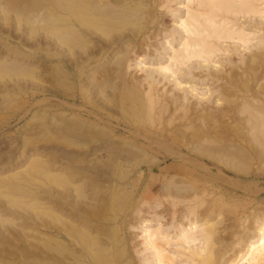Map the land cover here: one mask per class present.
<instances>
[{
	"label": "rangeland",
	"instance_id": "374dc122",
	"mask_svg": "<svg viewBox=\"0 0 264 264\" xmlns=\"http://www.w3.org/2000/svg\"><path fill=\"white\" fill-rule=\"evenodd\" d=\"M41 1L42 0H0V55H3V54L6 55V58H8L9 61L10 60L16 61V62L22 61L23 65H27V66H25L26 69H25V67H23V68H20L22 70L18 69L19 71L18 70L16 71L15 69H12L11 67H9L8 66L9 64L8 65L2 64V63L0 64L1 65L0 66V264H39V262L37 260L38 257L36 256L37 255L36 251H37L38 238H39L38 224H39L40 200L38 198V196H39L38 184L40 182V180H39L40 176L38 175V173H36L37 172L36 170H37V165L39 164V163H37L39 161L37 159H38V157L40 158V156L43 158H47V159L52 158V157L53 158L56 157V159H58V160H60V158L66 159L69 157H73L74 158L73 162L75 164H78L82 169L85 170V171L83 170V172H84L83 174L89 173L90 179L87 178V182L85 183L83 189H85V191H87L89 193L90 198H88L87 200L88 201L91 200V201H89L90 202V204H89L90 209L88 207L81 206L82 208L81 207L79 208V212L80 211L81 212L86 211V213H89V214H91V213L92 214H94V213L98 214V212H99L98 209H99L100 211L105 210L103 212H105L108 216H111L112 214H114V211H115V213L118 212L117 215H118V219L120 220V222H119V235L121 234L120 236L118 235V237H120L119 241L121 238H123V240L121 239L120 243H122V245L126 244L125 246H127V248H128L129 257L131 258V260H133L132 261V263L134 262L133 264H157V258H156L157 256H155L156 254H155L154 250L148 244H147V246L145 245V243H146L145 237L142 234L143 233V227H142L143 226V222H142L143 219H149L151 224H152L151 226H153V227L160 225L161 229L163 228L162 230H164L166 228L164 231L167 230L166 232L170 236L174 233L175 236H174V234L171 236V239L173 238L172 240L174 241V239L177 238L176 233L179 232V229L181 228V226H189L188 222L190 221V219L193 220L194 218H196L195 220H198L197 229L199 231L197 232V234H198L197 237H199L198 239L200 240V242L199 241L196 242L195 246L191 245L193 248L192 249L193 252H191V253H193V254H190L189 249H183L181 246L174 245L176 243L171 242V244H169V246H168V244L160 242V245H162L163 248H165L166 251H168L169 254L168 253L167 254L170 257V261H173L176 264H181V263L182 264H197L196 261L197 262L202 261L204 259L205 255H206V257H208L211 254L210 255V256H212V257H210L211 262H209L208 264H226L227 259L233 258L235 253L237 252V250L239 248H242L243 246H245L248 238H250L252 236H256L257 229L259 228V224L264 219V158L261 157V155H259V152L261 151L260 148H262V151L264 152V150H263L264 147H262L264 145H258L261 143H258L257 141L252 139L253 137H251L250 133L248 132L249 128H247V127H249V125H247L248 122L245 126V123H246L245 117H247V114L245 113L243 115V113H241L243 115L242 116L239 113V116L244 118V120H243V124H239L238 126L234 125L235 128H237L238 130L236 129L237 135H236L235 142H234L235 146L232 145V151L233 150L236 151V149H238V151L241 152L242 150H239L240 145L244 146L245 149L241 152L242 153L241 157L237 156V154L239 152L236 151V154L232 158V160H234V161L230 162L231 164H229V162H227L228 164H226L225 157L222 158L220 163L219 162L216 163V165H218L220 167L213 166V171L210 172L213 174H211V176H209L206 173V169L211 164L210 163L211 160L207 159V158L206 159H198L199 158L198 153H200L201 150L199 152V150H196V149H200V146L203 145V143L209 144L210 146L204 145L201 147V149L205 148V147L206 148L207 147H209V148L214 147L215 148V146H218V144H216L217 142L221 145L220 141H217L216 143L214 141L213 145L214 144H216V145L211 147L210 142L212 143L213 140L211 141L210 139H213V137H211V136H213L212 134L215 135V133H214V132H216L215 128L211 129L210 127H208V128H210V129H208L209 131H207L209 133V137L206 138L207 136H204V137H202V140L199 139L200 141L199 140L194 141V142H197L195 145L189 143L190 142L189 140H191L190 136H193V133H196L195 131L194 132L191 131V129L193 130V128L198 127L202 123L201 117L199 116V118H197L198 116H196V114H195V112L197 110H198V113H200L202 115V113H207V112L209 113L211 109H212L211 110V112H212L213 110L215 111L216 109H218L220 107L226 108L227 104H228V107L236 105L235 108H236V110L238 109V105L240 103V101H238L239 96H237V95L234 96V94L230 95V93L226 94L227 93L226 88H229V86H230L228 81H234L233 84L238 86V87L242 86L243 83L248 82L247 84H249V85L251 84V87L253 89L259 90V88L260 89L262 88L260 86H263V84H264V72H263L264 71L263 70L264 69V67H263L264 66L263 65L264 64V62H263L264 58H262V57H264V50L262 49L264 47V44H263L264 43V38H263L264 37V16L260 15L261 17L259 18V14H257L258 16L256 14H254L255 15L254 16L252 14V12H249L248 13L249 17H248V16H246L248 14L241 15L244 11L240 10V13H239V9L237 10V14L236 13L233 14L229 11L230 13L228 12L229 14H227V15H230V17H232L233 21H236L237 24H240V25L244 24L247 30L256 32V33H254L255 38H253L252 41L250 42L252 44L243 45V44H241V42H239L237 40L233 41L231 39L230 40L227 39L228 41L226 40L224 42L220 41L217 44L219 45V47L222 51L221 50L218 51L215 54V56H212L211 58L209 57V59H207V60H203L201 58H196L198 60L193 59L192 61L189 62V64L192 62L190 64L191 67L188 63L180 66L181 70L184 69V71H180V67H179V70L178 71L176 70V72L177 73L179 72V73L178 74H172L173 76L177 75V78L175 77V79H174L173 76L171 77V72L169 73V71L163 70L164 71V73H163V72H160L157 70L160 68L159 64L161 66H163L167 62H170L166 58L169 54V52H166V51H169L168 47H170V45H174V46L178 47L180 40H182L184 38V34L181 33L182 32L181 27L178 24V23H180L179 17H184V15L186 14L185 8L187 6H191V8H193L196 5V7H197V0H195L191 5H189L190 3H188V2L186 3V0H170V1L169 0H155V1L150 0V2H149V0H142L141 2H140V0H138V1L128 0V1H130L128 3H129L131 10L134 11V9H135V11L137 13H135V15L131 14L130 18L126 17V19H124L126 21V23L123 20L122 24L118 23L117 25H115L116 30H114L113 29L114 27H113V28L108 29L109 31L112 30L111 32H107L105 30L106 32L104 34L103 33L99 34L100 38L102 40L105 37V41H107L108 39H111L110 36H115L118 34L124 35V39H122L123 41L121 40L119 43L120 45L118 46L120 48H116L114 52H110L109 50L104 52L105 55L103 54L100 56L101 60L103 58L104 66L103 67L100 66V62H101V60H100V62H96L98 65L93 67L95 71L93 70V68H91L92 70L91 69L88 70L89 74L87 72L84 74V77L82 80V84H83L82 88H83V90H85V92L83 90L82 91L86 95L84 96V94L82 95L80 93L82 95V97L81 98L78 97V99L76 101H74L72 98H68L69 96L66 95V94H68V92H69V94L72 93V91L67 86V85H69V82H71V79L67 80L64 77H62L60 74L61 69L57 68V67H61L62 63L60 61H54L51 59H47L46 61H44L40 58L41 55L43 54L42 52H40L41 47L44 45L42 42L45 41V39L42 35L43 32H42V28H41L43 23L40 22L41 19H39V21H37L38 16H39V18H41V15L39 14V9H37V8H39V4L41 3ZM135 1H136V3H135ZM254 1H256L255 4L257 6H264V0H262L263 5L262 4L260 5L259 1L257 3V0H254ZM142 2L144 3V5ZM157 2L159 4V6H158ZM170 2H172V3H170ZM131 3H133V4H131ZM134 3H135V6H134ZM140 4H142V5H140ZM152 5H154L155 7ZM140 6H141V8H140ZM143 6H146L148 10H146V8ZM149 6H151V7H149ZM178 6H180V7H178ZM196 7H194V8H196ZM32 8L37 9V10H33ZM262 8L264 9V7H262ZM26 9H29L30 11H28ZM31 10H33V11H31ZM26 11H28V12H26ZM36 11H38V16H37ZM219 12H223V11H219ZM143 13H145V14L143 15ZM32 14H33V16H32ZM140 14H142V15H140ZM152 14H154V18L152 17L153 16ZM231 14H233L234 16ZM236 15H238V16H236ZM240 15H241V18H240ZM140 16H142V17H140ZM252 16H254V19ZM33 17L35 20L33 19ZM131 17H134V18L132 19ZM234 17H236V18H234ZM255 17H256V20H255ZM29 18H31V19H29ZM136 18H139L140 20L138 19V21H137ZM145 19H147L148 21H146ZM250 19H252V20H250ZM134 21H136V23H138L139 25L144 24V22L145 23L147 22L149 24H148L147 29H143V30H141L140 27L137 26L136 30L134 29L135 30L134 33L130 34V33H128V29H131L132 27H134L133 26ZM123 22L126 25V27H125V25H123ZM164 22H166V23H164ZM128 24H131V25H128ZM122 26H123V28H122ZM177 26H178V29H177ZM179 29H180V31H179ZM124 30H126V31H124ZM138 31H140L141 33L140 32L138 33ZM106 33H107V35H105ZM137 34H139V35L137 36ZM142 34H144V35H142ZM106 38H108V39H106ZM149 41L151 44L149 43ZM177 42H178V44H177ZM260 42H262V43L260 44ZM132 44H133V46H132ZM45 45H47V44H45ZM77 45H78V43H77ZM126 45H128L127 47H129L130 50L128 48H127L128 51L125 49ZM164 45H166V46H164ZM48 46L50 48H53V49L56 48L54 43H50V44H48ZM247 46H249V48H245ZM250 46H252L253 48L251 49ZM96 47H97L96 51H99V49H98L99 47L95 46V48ZM136 47H137V49H136ZM254 47H257L256 49L260 48V50L259 49L254 50ZM77 48H76V50H77ZM57 49H59V48L57 47ZM64 51H65V49L63 50V52ZM121 51H122V53H121ZM120 53L122 54L123 57L122 56L119 57ZM261 53H263V54H261ZM99 54H100V52H99ZM111 55H113V57ZM107 56H108V58H107ZM138 56H140V57H138ZM251 56H253V57H251ZM260 56H262V57H260ZM104 57H106L107 61L105 60ZM119 58H122L121 60L123 63L118 60ZM253 58H255V59H253ZM22 59L23 60L25 59V60L23 61ZM252 59L254 62L252 61V63H249V62H251ZM108 60H111V61H108ZM139 60H140V62H139ZM257 60L261 63H259ZM112 61H113V63L117 61V64L116 63H115L116 65L111 64ZM203 61H204V63H203ZM195 62L198 64L196 65ZM18 63H21V62H18ZM96 63L93 61V65H95ZM200 63L202 64L201 67H200ZM209 63H210V65H209ZM215 63H216V65H215ZM109 64H111L112 66H115V67L112 68V66L111 65L109 66ZM168 64L169 63H167L166 65H168ZM204 64H206V65H204ZM246 64H248V65H246ZM4 65L7 67H4ZM185 65H189L190 68L188 66L186 67ZM105 66H107L106 69L107 68L109 69L107 73H109V74L112 73L111 74L112 76L114 75V78L111 76V79H110L111 85L113 86V84H114V86L112 87L109 84L107 86H104V88H102V87L98 88V86L95 84V82L92 80V78H93L94 74H95L94 78L99 77V75L97 73H99L100 75H101V73L104 74V70H105L104 67ZM158 66H159V68H158ZM171 66L174 67L175 65L171 64ZM29 67H30V69H29ZM53 67L56 68L57 72H59V74H57V78L59 79L58 80L59 82L57 81L55 83L56 84V85H54L55 87L50 85L51 82L49 81V79L51 78L50 75L54 72ZM117 67H118V69H117ZM184 67H186L187 69ZM223 67H224V69H223ZM258 67L260 68V70L262 72L259 70ZM95 68H97V69H95ZM175 68L177 69V65L173 69H175ZM191 68H193V69H191ZM195 68H197V69H195ZM248 68H249V71H248ZM152 69H154V71H152ZM185 69L186 70L189 69L187 71L188 73L185 71ZM250 69H251V71H253V75L250 72ZM150 70L152 72L156 71L157 73L156 72L152 73V72H150ZM160 70H162V69H160ZM192 70L193 71L195 70L193 72L194 75L191 74ZM258 70L262 74L260 72H258ZM115 71H117V73ZM233 71L235 72V74L233 73ZM246 71H248V72H246ZM125 72L127 75L125 74ZM159 72L161 74H159ZM166 72H168L170 74V78H169V75L167 76V78L165 77ZM176 72H174V73H176ZM43 73L49 75V76H47L48 78L45 81H42V79H41V74L43 75ZM180 73L181 74L184 73V74L180 75ZM240 73H242V74H240ZM96 74H97V76H96ZM120 74H122V75L120 76ZM230 74H232L233 77ZM247 74L248 75L250 74V76L248 77ZM88 75H90V76H88ZM115 75H116V77H115ZM185 75L187 78H184ZM124 76L125 77L128 76V77L125 78ZM182 76H184V77H182ZM157 77H158V79H157ZM228 77L230 78L229 80H228ZM89 78H91V79H89ZM118 78H120V79H118ZM124 78L126 79L127 82L125 81ZM136 78L138 79V81L136 80ZM152 78H153V80H151ZM181 78H183V79H181ZM205 78H207V79H205ZM225 78H226V80H225ZM236 78H237V80H236ZM253 79H255V80H253ZM84 80H86V81H84ZM130 80H132L130 83L131 85H129ZM178 80L181 81V86L178 85L177 83H175V81H178ZM112 81H114V82H112ZM237 81H239V82L237 83ZM87 82L88 83L91 82V83L87 84L88 85L87 86L86 84H84ZM123 82H124V84H123ZM125 82L127 84H125ZM136 83L140 85L139 89L137 88L138 85H136ZM183 83H184V85L187 84L188 86L187 85L186 86L188 88H186V86H184ZM260 83L262 85H260ZM120 84H121V86H120ZM258 84H259V87H258ZM42 85H46V87H47L46 93H42L43 92V86ZM123 85L125 87L126 86L127 87L124 88ZM148 85H151V86L149 87ZM156 85H158V86H156ZM109 86H111L112 89ZM143 86H144V88H142ZM155 86H156V89L158 88L157 90H155ZM178 86H179V88H178ZM189 86L192 89L189 88ZM78 87H80V86H77V93H79L78 89H80ZM87 87H89V88H87ZM107 87H108V89H107ZM114 87H117V88H114ZM148 87H149L150 92L151 93L153 92L152 94H150ZM193 87H196V89L194 88V90H193ZM211 87H213V88H211ZM219 87L221 89V92H219V90H220ZM101 88H102L103 92L100 91ZM161 88H163V89H161ZM124 89L128 91V94H130L132 91H136L141 96H143V98H144V96H147V95H153L154 100H156V98L158 100L161 99L160 101H154V103L159 102V104H162V102L164 100L168 99L169 101L166 100L165 103L169 102L168 107L169 106L171 107V105H172V107L170 109L171 112H170L169 117L172 116L171 118H172L173 122L170 120L171 123L169 124V121L167 120L165 123L168 126H171L173 128L177 124L175 126V129H174V133H175L174 137H171L168 140V139H163V138L160 139L159 136H156V135L152 136V134H150L151 136L145 135L147 133L146 132L147 130L152 131L155 129L156 126L157 127L159 126V124L157 125V123H153V122H151V124H150V120L146 121V123L144 125L143 121L148 120V118L145 115H143V117H142L143 120L139 121L137 123L138 125L133 124V122H131L132 119H130L131 117L129 118L128 114H126V112H125L128 110H124V108L127 109L130 106H131L130 108H134L136 103L134 104V101L132 102V100H130L129 98L124 100L125 97L123 95L119 96L120 93L122 94L121 91H124ZM89 90H90V92H89ZM146 90H148V91L145 95L144 93L146 92ZM87 91H88V93H87ZM97 91H100V92H97ZM155 91H156V93H155ZM204 91H206L205 92L206 95L204 94ZM142 92H144V93H142ZM159 92L162 94L160 95ZM186 92H187V94H186ZM191 92H193V93H191ZM177 93H179L180 95ZM90 94H91L92 98L89 97ZM112 94H115V95H112ZM163 94H165V95L162 96ZM181 94L183 95V98H182ZM185 94L188 96L186 97ZM198 95H200V97ZM203 95H205V96L203 97ZM106 96H108V98ZM227 96L230 98V102H229V99L227 98ZM231 96H232V98L235 97L234 100L236 102L232 101ZM120 97H121V99H120ZM122 97H124V99ZM184 97L186 100L184 99ZM190 97L192 98L193 101L191 100ZM223 97H224V99H223ZM55 98H56V100H55ZM83 98H85V99H83ZM169 98H171V99H169ZM219 98H220V100H219ZM225 98H226V100H225ZM57 99H59L60 102ZM197 100H199V101L197 102ZM202 100H203V102H202ZM239 100H241V99H239ZM114 101L116 104L114 103ZM185 101H186V103H185ZM194 101H196V102H194ZM205 101H207L208 103ZM64 102H66V103H64ZM71 102L75 103V104H73V106L72 105L70 106V104H72ZM120 102L121 103L124 102V105L121 106L122 104ZM175 102H177V103H175ZM178 102H180V103L184 102L185 104L184 103L183 104L185 106L182 104L183 106L178 107V105L180 104ZM237 102H238V104H237ZM94 103H95V105H92ZM157 103L155 104L156 113H157V108L160 107L159 104H157ZM196 103H198V104H196ZM200 103H202V105H201L202 107L199 106ZM215 103H217V104H215ZM78 104H80V106ZM163 104H164V102H163ZM187 104L189 105L190 110L187 109V107H188ZM74 105H76L77 108L74 107ZM197 105H198V107H197ZM97 106H99V107H97ZM124 106H126V107H124ZM72 107H73V109H72ZM102 107H105V108H102ZM205 107H206V112H202L205 110ZM213 107L214 108L216 107V108L214 109ZM183 108H186L188 111L185 110L183 112V110H182ZM207 108H208V110H207ZM121 109H123V111ZM92 110H93V112H92ZM176 110H178L179 112H177ZM101 111H102V114L104 116L101 114ZM54 112L57 114V116L54 115ZM185 112H186V114H188L189 116H192L195 119V121L193 119V123L195 124V126H191L192 128H190L188 126V124L185 120L186 116L183 115V113L185 114ZM76 114H78V115L83 114L81 116H86V117L88 115L90 117V120L102 118V119H100V121L103 124L102 123L100 125L99 124H97V125L92 124L93 130H95V128H96V130L108 131V132L115 130V132H116L115 138L118 137V139L120 138L121 141L118 140V141H115V143L112 142V144H114V146L120 145L119 148H122V146L124 145L123 148L125 150L123 151V153L125 155L127 154L128 147L130 149V146H131V143L127 142V141L128 140L129 141L134 140L133 142H135V143L138 142L137 144L142 146L141 149H142V151H145V152H142L141 149H139V148L138 149L140 151L137 148H135V149L138 152H140V156H143V158L145 156H147L145 158L149 159V162L146 164L151 165V163H152V165L154 166L153 173L155 171L156 172H155V174H152L153 179L150 178V174H148V177H149V178H147L148 180L141 181L139 184V187L136 190L134 189L135 192L131 191L128 198H126V199H124V198L123 199H117L116 196H112L114 194L118 195V193H116L117 187L115 186V183L118 182V181H116L118 179L116 178L117 176H116V166H115V165H117V162H115L114 159H112L110 156L108 157L109 150H104L102 147L101 149H103V151L100 150L101 152L100 151L98 152V154H97L98 156L96 158H92L91 157L92 152H94V150L97 148L96 145L95 146L92 145L89 149L88 147L84 146L83 144H81L79 142H74L73 144H71V146H69V142H67L68 140L65 137L62 138V136L59 135V133L57 131H55V129L53 128V127H55V126H53L54 125L53 120L59 122L57 118L62 117V119L60 118V121L62 120L61 122L64 123L65 122L64 118H68V116L70 117L72 115L75 116ZM43 115H45L47 117L45 120H42ZM177 115H181V116H177ZM182 115H183V117H182ZM124 116H127V117H124ZM155 116L158 117V115H155ZM181 117L184 119H182ZM144 118H145V120H144ZM175 119H177V120H175ZM104 120H106V121H104ZM141 122H142V124H141ZM152 123H153V126H152ZM86 126L87 125L84 123V125H82V128H85ZM134 126H137L138 128L134 127ZM182 126H183V128H182ZM201 126H203V125H201ZM97 127H99V128H97ZM142 127H143V129H142ZM177 128H178V131H177ZM203 128L205 129V127H203ZM110 129H111V131H110ZM129 129L132 131H130ZM180 129H181V131H179ZM138 130L141 131L140 135H139V133L137 135V133L135 132ZM144 130H146V131H144ZM185 130H186V132H184ZM246 130H248V131H246ZM133 132L136 134H134ZM181 132H183V133H181ZM55 133L57 134V136ZM188 133H189V135H188ZM241 133H243V134H241ZM122 134H123V136H122ZM176 134H178L179 136L183 134L182 136H184V137L179 138V136L178 135L176 136ZM185 134H187L188 139L185 138ZM59 136L61 139L58 138ZM130 137H131V139H130ZM145 137H147L148 140H147V138L145 139ZM175 138H177V139H175ZM62 139L63 140L66 139V141H63ZM149 139L150 140L155 139V140L150 141ZM185 139L187 141H185ZM203 139H208L210 141L205 140V142H204ZM61 140H62V142H61ZM156 140L158 141V143L160 142V144H157ZM182 141H184V142L182 143ZM65 142H67L66 143L67 146L65 144L62 145ZM121 142H123V143H121ZM153 142H155V143H153ZM76 143H77L78 147H76L77 146ZM106 143H107V141H105V145H106ZM79 144H80V146H79ZM237 144H239V145H237ZM160 145H164L163 146L164 148L169 147L170 151L171 150L173 151V149H174L178 152V154H177V152L171 151V153H172V155H171V153L168 151L169 149L168 150L166 148L164 149ZM73 146H75V148ZM177 146L179 147V149ZM59 147L60 148L62 147V148L60 149ZM125 147H127V148H125ZM170 147H172V149ZM180 147H182L183 153H181L182 151H181ZM187 147H188V149H187ZM189 147H191V148H189ZM257 147H259V148H257ZM57 148H59V149H57ZM131 148H132V146H131ZM143 148L146 150H144ZM63 149H66V150H63ZM193 149H195V151H197V153L195 151H192ZM258 149L260 150L259 152H258ZM87 150H89V151H87ZM106 151H107V153H106ZM148 152H150L149 155L147 154ZM261 152H260V154H261ZM179 153H181L183 155H181ZM144 154H145V156H144ZM187 154H189V158H190V156L191 157L193 156L194 159L193 158L184 159V157L188 156ZM238 155L240 156V154H238ZM35 156L37 158L36 161L34 159ZM153 156L156 157V161L154 160L155 157H153ZM178 156H179V158H178ZM182 156H184L183 161L186 163L185 164L186 168H184L183 171L181 169H179V168H181L179 160ZM105 157L106 158L108 157V158L106 159ZM91 158H92V160H91V162H89V159H91ZM150 159H153V160H150ZM191 159H193L194 161H196V160L200 161L201 160L200 162L201 163L203 162L204 164H202V165H204V166L200 165L199 167H201V168H199L197 166L199 162L196 163V165H195V162H191V161H193ZM77 160H79V161L81 160V162H79ZM107 160L108 161L110 160V161L108 162ZM189 160H191V161H189ZM31 161H32V163H31ZM92 161H93V163H95L97 161V163H95L93 165ZM112 161H114V162H112ZM241 161H243V162H241ZM88 162L90 165L88 164ZM106 162H108V163H106ZM111 162H112V164L114 163V165H112ZM34 164H35V166H34ZM233 164H234V166H233ZM242 164L244 166H242ZM191 167H193V168H191ZM16 169H17V173L15 172ZM138 169H139V166L135 165L134 171H138ZM177 169H178V171H177ZM86 170L89 172H87ZM194 170H196V171H194ZM9 172H13L15 175H12L13 173H11V175H10ZM175 172H179V175L175 174ZM180 172H181V175H180ZM7 173L9 175L6 176V178H5L4 175H7ZM164 174L166 176H164ZM183 174H185L186 177H183L184 176ZM16 175H17V177H16ZM158 175H159V177H158ZM190 175H196L197 176L196 178L199 180L201 178V180L199 182H196L192 179L190 182L189 181L190 179L188 178V177H191ZM212 175H214V176H212ZM12 176H14V177H12ZM29 176H31V177H29ZM2 177H3V179H2ZM168 177H173V178L175 177L174 180L176 181V184H179L180 189L181 190L184 189L183 191H186V192L189 191L190 193L188 192V194H186L185 192H183L181 190L177 191V190H175L177 187H173L175 189H172V188H170V190L167 189L168 192L166 190H163L162 188H160L158 190L156 188V185H155V184H157V182H159L157 179L161 178L160 182L165 183L167 181ZM128 178L129 179H127V181L124 182V184L126 185L128 190L129 189L131 190L133 188L132 187V183H133L132 179L136 178V177L133 173H131V175H129ZM180 178L182 179V181H185V182H180L179 181V180H181ZM186 178H188V179L186 180ZM88 180H89V182H88ZM177 180H178V183H177ZM175 181L173 182V184H175ZM130 182H132V183H130ZM143 183H145V184H143ZM94 184L97 187H95ZM91 185H93V187ZM195 185H196V187H195ZM108 186H110V187H108ZM189 187H192V188H189ZM194 187L196 190H197V188L199 189L201 187H202V189H199V191L197 192L194 189ZM154 188L156 190H154ZM95 189L97 192L95 191ZM107 190L109 191V193ZM121 191H122V189H121ZM145 191H146V193H145ZM104 193H105V195H104ZM132 193H134L135 195ZM191 193H193V194H191ZM195 193L198 196L197 195L195 196ZM167 194H168V196H166ZM172 194H173V196H175L174 198H173ZM176 194L179 198L176 196ZM178 194H181V195H178ZM140 195H143V196H140ZM157 195H159V196H157ZM192 195H194V196H192ZM118 196H120V194ZM170 196L172 199L169 198ZM131 197H133V198H131ZM165 197H167V198H165ZM180 197H182L183 199ZM214 197H216V198H214ZM102 198H104V199L107 198V199L102 200ZM112 198H113V200H112ZM132 199L134 200V202L132 201ZM191 199H192V201H191ZM194 199H195V201H194ZM218 199L221 202V204L218 201ZM172 200H174V201L178 200L177 202H175L176 206L171 204L173 202ZM108 201L111 203L113 202L115 204H111V203L109 204ZM139 201H140V203H138ZM141 201L143 204L141 203ZM129 202L130 203L132 202V203L130 204ZM204 202L206 203V205ZM199 203H201L200 208H199ZM225 203L227 204V206ZM101 204H103V205H101ZM108 204L114 205V211H112V209H111L112 206L110 207ZM120 204H121V206L119 207ZM124 204H126V205H124ZM196 204H198L197 207H196ZM219 204H220V206H219ZM105 205H106V207H104ZM128 205H130V206H128ZM189 205H191L192 208L196 207V209H197L196 214L197 215L190 212V210L188 208H191V206H189ZM131 206H132V209H130ZM208 206H209V208H208ZM108 207H110V208H108ZM116 207H118V208H116ZM127 207L128 208L130 207L129 210H127L128 209ZM119 208L120 209L124 208L125 210L123 209L121 212ZM88 209H89V211H87ZM134 209H135V211H134ZM94 210H96V211H94ZM110 210L113 213H111ZM126 210H127V212H126ZM198 210L200 211L199 214H198ZM211 210H213V211H211ZM124 214H127V215H124ZM201 215L203 217L204 216L205 217L203 218ZM37 216H38V218H37ZM124 216H126V219L124 220V221H126V222H124V224H126V225H124L123 222L121 221V217H124ZM188 216H190L189 219H188ZM237 219H238V221H237ZM205 220H207V221L209 220L208 223L212 225L211 230L213 232V234H211V236H210L211 239H210V243L208 245L205 242V238L203 237V232L201 231V228L204 226ZM114 225H115V223H113V221H112V222H110V224L109 223L104 224L102 222H99V223H97L96 226H98L97 228L103 229L104 233L100 234V236L102 237L103 234H104L103 236H105V233H108L107 235H109L112 232ZM122 225H124V226H122ZM96 226L94 228H96ZM106 229H107V231H105ZM199 232H200V234H199ZM95 233H97V231H95ZM122 241H124L125 243ZM165 245H166V247H165ZM148 247L151 248L152 250H150ZM228 249H230V250H228ZM225 250L227 252H225ZM142 251H144V252L142 253ZM184 251H185V253L183 254ZM194 252H196V253H194ZM197 253H199V254H197ZM195 254H197V257L194 256ZM202 254L204 256H201ZM171 257H173V258L171 259ZM191 257H192V259H191ZM194 257H195V259H194ZM200 257H202V258H200ZM262 264H264V263H262Z\"/></svg>",
	"mask_w": 264,
	"mask_h": 264
},
{
	"label": "bare ground",
	"instance_id": "6f19581e",
	"mask_svg": "<svg viewBox=\"0 0 264 264\" xmlns=\"http://www.w3.org/2000/svg\"><path fill=\"white\" fill-rule=\"evenodd\" d=\"M138 1V0H136ZM135 1V3H136ZM142 0H140L141 2ZM155 1V0H154ZM170 1V0H169ZM195 0H186V3H190L189 5H191ZM260 3V5L263 3L262 0H257V3ZM262 1V2H261ZM130 1L128 0H42L41 3L39 4V14L41 15V18H39L38 16V11L37 12V21L40 20V22H42V35L45 39V41H43L42 43L44 44L41 49H40V52H42L43 54L41 55V59L46 61L47 59H51V60H54V61H60L62 64H61V67H57V68H60V74L62 77H64L65 79L69 80L71 79V82H69V85L68 88L72 91V93L69 94H66L67 96H69L68 98H72L74 101H76L79 98L82 97V95L84 94L85 90H83L82 88V80H83V77H84V74L88 72V70H90L91 68L95 67L96 65H98L96 62H100V56L104 54V52L106 51H110V52H114L116 48H120L118 47L120 44V41L122 39H124V35L122 34H118V35H115V36H110L111 39H108L107 41H105V37L104 39L102 40L100 38V33L104 34L106 31L107 32H111L109 31L108 29L110 28H113L114 30H116L115 28V25H117L118 23L122 24V21L124 19H126V17H129L131 16V14L135 15V13H137L134 9L131 10L130 6H129V3ZM134 2V1H133ZM150 2V0H149ZM153 2V1H152ZM256 1L254 0H197V7L196 5L194 7L196 8H191V6H187L185 9H186V14L184 15V17H179V20H180V23L179 26L181 27V33L184 34V38L182 40H180L179 42V46L176 47L174 45H170L169 48V51H166V52H169L168 56L166 57L170 62H167L169 63L168 65L164 64L163 66H158V70L157 71H160V72H163L164 71H169V73L171 72V77L173 76L172 74H178L176 72V70L178 71L179 70V67L184 65V64H189L190 61H192L193 59L195 60H198L196 58H201L203 60H207L209 59V57L211 58L212 56H215V54L220 51V47L219 45L217 44L218 42L220 41H226L227 39H231V40H237L239 42H241V44L243 45H247V44H252L250 43L252 41L253 38H255L254 36V33L256 32H253V31H250V30H247L245 25L242 24H237L236 21H233L232 20V17H230V15H227L229 14L230 12L231 13H236L237 14V10L239 9V13H240V10L244 11L241 15H246L248 14L249 12H252V14H259V18L261 16H264V9L262 7L264 6H257L255 4ZM135 3H134V6H135ZM143 3V2H142ZM146 3V2H145ZM162 3V2H161ZM164 3V2H163ZM172 3V2H170ZM169 3V4H170ZM133 4V3H131ZM147 4V3H146ZM154 4V3H153ZM158 4V2H157ZM138 5V4H137ZM142 5V4H140ZM144 5V3H143ZM149 5V4H148ZM178 5V4H177ZM259 5V4H258ZM263 5V4H262ZM154 6V5H152ZM159 6V4H158ZM186 6V5H185ZM139 7V6H138ZM147 9L146 6H143ZM151 7V6H149ZM155 7V6H154ZM180 7V6H178ZM141 8V6H140ZM170 8V7H169ZM183 8V7H182ZM181 8V9H182ZM30 9V8H29ZM29 9H26L28 11H30ZM33 9V8H32ZM37 9H33V10H37ZM31 10V11H33ZM145 10V9H144ZM145 10V11H146ZM153 10V9H152ZM157 10V9H156ZM26 11V12H28ZM142 11V10H141ZM144 11V12H145ZM219 11H223V12H219ZM230 11V12H229ZM147 12V11H146ZM225 12V13H224ZM229 12V13H228ZM31 14V13H30ZM34 14V13H33ZM32 14V16H33ZM36 14V13H35ZM145 13H143L144 15ZM169 14V13H168ZM231 14V15H233ZM137 15V14H136ZM142 15V14H140ZM153 18H154V14H152ZM157 15V14H156ZM241 15H240V18H241ZM261 15V16H260ZM31 16V15H30ZM29 16V17H30ZM35 16V15H34ZM150 16V15H149ZM148 16V17H149ZM181 16V15H180ZM234 16V15H233ZM238 16V15H236ZM249 17V14L246 15ZM255 16V15H254ZM254 16L253 19H254ZM258 16V15H257ZM35 17V18H36ZM142 17V16H140ZM144 17V16H143ZM146 17V16H145ZM151 17V18H152ZM160 17V16H159ZM158 17V18H159ZM243 17V16H242ZM128 18V19H129ZM132 19L134 17H131ZM164 18V17H163ZM236 18V17H234ZM251 18V17H250ZM258 18V19H259ZM31 19V18H29ZM34 19V17H33ZM127 19V20H128ZM137 21L139 18H136ZM144 19V18H143ZM156 19V18H155ZM257 19V20H258ZM35 20V19H34ZM131 20V19H130ZM129 20V21H130ZM140 20V19H139ZM142 20V19H141ZM146 21H148L147 19H145ZM150 20V19H149ZM235 20V19H234ZM241 20V19H240ZM245 20V19H244ZM252 20V19H250ZM249 20V21H250ZM255 20H256V17H255ZM260 20V19H259ZM258 20V21H259ZM36 21V22H37ZM120 21V22H119ZM125 21V20H124ZM152 21V20H151ZM248 21V20H247ZM257 21V22H258ZM262 21V20H261ZM260 21V22H261ZM33 22V21H32ZM128 22V21H127ZM132 22V21H131ZM142 22V21H141ZM154 22V21H153ZM126 23V21H125ZM166 23V22H164ZM132 24V23H131ZM131 24H128V25H131ZM148 24L149 23H145L144 24H138L136 23V21H134V24L131 29H128V33H134V31L136 30L137 26L140 27L141 30L143 29H147L148 27ZM123 25L124 22H123ZM126 27V25H125ZM261 27V26H260ZM40 28V29H41ZM123 28V26H122ZM118 29V28H117ZM135 29V30H134ZM177 29H178V26H177ZM106 30V31H105ZM123 30V29H122ZM175 30V29H174ZM256 30V29H255ZM104 31V32H103ZM126 31V30H124ZM178 31V30H177ZM180 31V29H179ZM178 31V32H179ZM261 31V30H260ZM140 31H138L139 33ZM174 32V31H173ZM137 33V32H136ZM135 33V34H136ZM141 33V32H140ZM143 33V32H142ZM158 33V32H157ZM109 34V33H108ZM124 34V33H123ZM180 34V33H179ZM107 35V33L105 34ZM128 35V34H127ZM139 34H137L138 36ZM144 35V34H142ZM150 35V34H149ZM156 35V34H155ZM134 36V35H133ZM147 36V35H146ZM157 36V35H156ZM183 36V35H182ZM108 37V36H107ZM145 37V36H144ZM130 38V37H129ZM132 38V37H131ZM138 38V37H137ZM151 38V37H150ZM179 38V37H178ZM262 38V37H261ZM264 38V37H263ZM136 40V39H135ZM134 40V41H135ZM178 40V41H179ZM123 41V40H122ZM228 41V40H227ZM146 42V41H145ZM152 42V41H151ZM236 42V41H235ZM50 43H54L56 48H50L48 46V44ZM78 43V45H77ZM150 43V41H149ZM171 43V42H170ZM173 43V42H172ZM262 42H260L261 44ZM47 44V45H45ZM131 44V43H130ZM134 44V43H133ZM132 44V46H133ZM146 44V43H145ZM151 44V43H150ZM178 44V42H177ZM238 44V43H237ZM255 44V43H254ZM253 44V45H254ZM264 44V43H263ZM262 44V45H263ZM144 45V44H143ZM232 45V44H231ZM235 45V44H234ZM239 45V44H238ZM252 45V46H253ZM95 46H98L99 48V51H96L97 47L95 48ZM124 46V45H123ZM128 45H126L125 49L127 50V48L130 50L129 47H127ZM166 46V45H164ZM163 46V47H164ZM236 46V45H235ZM250 46V48L252 49L253 47ZM257 46V45H256ZM261 46V45H260ZM57 47L59 49H57ZM78 47V48H77ZM234 47V46H233ZM258 47V46H257ZM257 47H254V50H260V48L256 49ZM77 48V50H76ZM143 48V47H142ZM146 48V47H145ZM240 48V47H239ZM245 48H249V46L245 47ZM65 49V51L63 52V50ZM124 49V50H125ZM134 49V48H133ZM137 49V47H136ZM234 49V48H233ZM241 49V48H240ZM264 50V47L262 48ZM238 50V49H237ZM243 50V49H242ZM247 50V49H246ZM128 51V50H127ZM133 51V50H132ZM222 51V50H221ZM252 51V50H251ZM100 52V54H99ZM126 52V51H125ZM124 52V53H125ZM255 52V51H254ZM259 52V51H258ZM263 52V51H262ZM122 53V51H121ZM120 53L119 57L122 56V54ZM127 53V52H126ZM125 53V54H126ZM131 53V52H130ZM243 53V52H242ZM124 54V55H125ZM143 54V53H142ZM263 54V53H261ZM105 55V54H104ZM107 55V54H106ZM117 55V54H116ZM131 55V54H130ZM229 55V54H228ZM260 55V54H259ZM113 57V55H111ZM223 56V55H222ZM245 56V55H244ZM123 57V56H122ZM140 57V56H138ZM246 57V56H245ZM253 57V56H251ZM262 57V56H260ZM102 58V57H101ZM105 60L107 61L106 57H104ZM108 58V56H107ZM128 58V57H127ZM221 58V57H220ZM229 58V57H228ZM264 58V57H262ZM18 59V58H17ZM20 59V58H19ZM113 59V58H112ZM115 59V58H114ZM122 58H119L118 60L120 62H122L121 60ZM130 59V58H129ZM140 59V58H139ZM247 59V58H246ZM255 59V58H253ZM253 59L251 60V62L249 63H252ZM23 60V59H22ZM25 60V59H24ZM23 60V61H24ZM117 60V59H116ZM124 60V59H123ZM93 61L96 63L95 65H93ZM108 61H111V60H108ZM118 61V62H119ZM137 61V60H136ZM246 61V60H245ZM258 61V60H257ZM263 61V60H262ZM18 62H21V63H18ZM12 61L8 58H6V55H0V64H6L8 65L9 67H11L12 69H15L16 71L19 69V70H22L20 68H23L27 65H23L22 64V61ZM29 62V61H28ZM140 62V60H139ZM198 62V61H197ZM206 62V61H205ZM208 62V61H207ZM254 62V61H253ZM259 62V61H258ZM264 62V61H263ZM103 63V64H102ZM106 63V62H105ZM117 64V61L111 64L113 65H116ZM123 63V62H122ZM121 63V64H122ZM192 63V62H191ZM190 63V64H191ZM196 63V62H195ZM204 63V61H203ZM213 63V62H212ZM211 63V64H212ZM236 63V62H235ZM261 63V62H259ZM109 64V66L111 65ZM126 64V63H125ZM139 64V63H138ZM163 64V63H162ZM171 64H174L175 66L177 65V69H173L174 67L171 66ZM189 64V65H190ZM198 63H196L197 65ZM214 64V63H213ZM263 64V63H262ZM108 65V64H107ZM189 65H185L186 67ZM201 63H200V67H201ZM206 65V64H204ZM210 65V63H209ZM216 65V63H215ZM248 65V64H246ZM245 65V66H246ZM258 65V64H257ZM264 65V64H263ZM1 66V65H0ZM100 66L103 67L104 66V62H103V58L100 62ZM99 66V67H100ZM112 66V65H111ZM195 66V65H194ZM193 66V67H194ZM220 66V65H219ZM244 66V67H245ZM259 66V65H258ZM4 67H7L4 65ZM8 67V68H9ZM107 66L104 67V74L101 73V75L99 73H97L99 75V77H95V74L92 78V80L95 82V84L98 86V88L102 87L104 88V86H107V85H111V74L107 73L108 72V68L106 69ZM115 67V66H112V68ZM184 67V68H186ZM191 67V65H190ZM189 67V68H190ZM215 67V66H214ZM218 67V66H217ZM250 67V66H249ZM264 67V66H263ZM204 68V67H203ZM208 68V67H207ZM247 68V67H246ZM259 68V67H258ZM10 69V68H9ZM26 69V67H25ZM30 69V67H29ZM54 72L50 75V79L49 81L51 82L50 85L54 86L56 85L55 83L59 80L57 78V74H59V72H57L56 68H54ZM97 69V68H95ZM111 69V68H110ZM118 69V67H117ZM120 69V68H119ZM127 69V68H126ZM162 69V70H160ZM187 69V68H186ZM185 71L187 72L188 70ZM193 69V68H191ZM197 69V68H195ZM224 69V67H223ZM234 69V68H233ZM236 69V68H235ZM238 69V68H237ZM254 69V68H253ZM257 69V68H256ZM18 70V71H19ZM56 70V71H55ZM92 70V69H91ZM94 70V68H93ZM113 70V69H112ZM124 70V69H123ZM128 70V69H127ZM126 70V71H127ZM164 70V71H163ZM202 70V69H201ZM215 70V69H214ZM260 70V68H259ZM258 70V72H260ZM264 70V69H263ZM95 71V70H94ZM114 71V70H113ZM118 71V70H117ZM117 71H115L117 73ZM121 71V70H120ZM152 71H154V69H152ZM150 70V72H152ZM180 71H184V69L181 70V67H180ZM191 71V70H190ZM195 71V70H194ZM192 70V73L194 72ZM248 71H249V68H248ZM246 71V72H248ZM156 72V71H155ZM155 72H152V73H155ZM159 72V74H161ZM176 72V73H174ZM231 72V71H230ZM242 72V71H241ZM250 72L252 73L253 75V71H251L250 69ZM257 72V71H256ZM262 72V71H261ZM260 72V73H261ZM264 72V71H263ZM96 73V72H95ZM107 73V74H106ZM115 73V74H116ZM119 73V72H118ZM124 73V72H123ZM122 73V74H123ZM149 73V72H148ZM157 73V72H156ZM168 72H166V78L167 76L169 75V78H170V74ZM188 73V72H187ZM233 73L235 74V72L233 71ZM232 73V74H233ZM250 73V74H251ZM96 74V76H97ZM120 74V76L122 75ZM126 74V72H125ZM124 74V75H125ZM184 73H180V75H183ZM215 74V73H214ZM230 74L232 77L233 75ZM242 74V73H240ZM250 74L248 75V77L250 76ZM255 74V73H254ZM262 74V73H261ZM117 75V74H116ZM115 75V77H116ZM119 75V74H118ZM127 75V74H126ZM188 75V74H187ZM194 75V74H193ZM251 75V76H252ZM47 74H44L43 75L41 74V79L42 81H45L47 80ZM90 76V75H88ZM119 76V77H120ZM129 76V75H128ZM127 76V77H128ZM151 76V75H150ZM153 76V75H152ZM155 76V75H154ZM230 76V77H231ZM260 76V75H259ZM258 76V77H259ZM114 78V75L112 76ZM118 77V76H117ZM125 77V76H124ZM125 77V78H127ZM174 79L175 77L177 78V75H174L173 76ZM184 77V76H182ZM231 77V78H232ZM256 77V76H255ZM257 77V78H258ZM262 77V76H261ZM124 78V79H125ZM151 78V77H150ZM154 78V77H153ZM153 78L151 80H153ZM156 78V77H155ZM184 78H187L186 75ZM195 78V77H194ZM62 79V78H61ZM91 79V78H89ZM117 79V78H116ZM120 79V78H118ZM158 79V77H157ZM173 79V78H172ZM183 79V78H181ZM189 79V78H188ZM193 79V78H192ZM200 79V78H199ZM204 79V78H203ZM207 79V78H205ZM230 78L228 77V80ZM251 79V78H250ZM256 79V78H255ZM253 79V80H255ZM66 80V81H67ZM88 80V79H87ZM115 80V79H114ZM136 80L138 81V79L136 78ZM177 80V79H176ZM226 80V78H225ZM232 80V79H231ZM235 80V79H234ZM237 80V78H236ZM242 80V79H241ZM248 80V79H247ZM252 80V79H251ZM61 81V80H60ZM63 81V80H62ZM86 81V80H84ZM83 81V82H84ZM89 81V80H88ZM119 81V80H118ZM117 81V82H118ZM123 81V80H122ZM126 81V79H125ZM132 80H130L129 82V85H131ZM134 81V80H133ZM184 81V80H183ZM187 81V80H186ZM191 81V80H190ZM193 81V80H192ZM59 82V81H58ZM78 82V83H77ZM114 82V81H112ZM127 82V81H126ZM125 82V84H127ZM149 82V81H148ZM151 82V81H150ZM154 82V81H153ZM226 82V81H225ZM229 82V88H226L227 89V93H230L231 94H234L239 96L238 98L241 99L238 101H240L239 105H238V109L236 110L235 106H229L228 107V104H227V107H220L218 109H216L214 112L210 110V112L208 113H202V115L200 113H198V110L195 112L196 116H198L197 118H199V116L201 117V120H202V123L198 126V127H195L193 128V130L191 129V131H195L196 133H193V136H190V139L189 140L191 144H196L197 142H194L196 140H202V137L204 136H207L206 138L209 137V133L207 131H209L208 129H213L215 128L216 132L215 135L212 134L213 136V139H210L212 141V143L210 142L211 144V147L212 146H215L216 144H218V146H215V148H209V147H205V148H202V146L204 145H209V144H204L200 146V149H196V150H201L199 154V158L198 159H210L211 160V164L207 167L206 169V173L211 176V174L213 173H210L213 171V166H218L216 165L217 162H221V159L225 157V160H226V164H228L227 162H229V164H231L230 162H233L234 160H232V158L234 157V155L236 154V151H238V149H236V151H232V145L235 146V138H236V135H237V131L235 128L234 125H239V124H243V120L244 118H242L241 116H239V113H243V115L246 113L247 114V117H245L246 119V123H245V126L248 122L247 125H249V128L248 131L251 135V137H253L252 139H254L255 141H257L258 143H261V144H258V145H264V84L263 86H260L262 87L261 89L259 88V90H256V89H253L251 87V84H247V83H243L242 86L238 87L236 85H234V81H228ZM239 81H237L238 83ZM260 82V81H259ZM262 82V81H261ZM77 83V84H76ZM91 83V82H89ZM88 82L87 83H84V84H89ZM121 83V82H120ZM140 83V82H139ZM152 83V82H151ZM150 83V84H151ZM175 83H177L178 85L181 86V81H175ZM185 83V82H184ZM183 83V85H184ZM192 83V82H191ZM236 83V84H237ZM251 83V82H250ZM117 84V83H116ZM124 84V82H123ZM135 84V83H134ZM148 84V83H147ZM176 84V85H177ZM193 84V83H192ZM228 84V83H227ZM93 85V84H92ZM128 85V86H129ZM133 85V84H132ZM136 85H138V89H139V84L136 83ZM152 85V84H151ZM151 85H148L149 87ZM154 85V84H153ZM175 85V84H174ZM182 85V86H183ZM187 85V84H186ZM184 85V86H186ZM254 85V84H253ZM260 85H262L260 83ZM43 86V92L42 93H46V85H42ZM77 86H80L78 88L79 90V93H77ZM88 86V85H87ZM91 86V85H90ZM95 86V85H94ZM112 86V85H111ZM109 86L111 89L113 86L111 87ZM121 86V84H120ZM124 86V85H123ZM147 86V85H146ZM158 86V85H156ZM156 86H155V90L156 89ZM183 86V87H184ZM188 86V85H187ZM186 86V88H188ZM194 86V85H193ZM223 86V85H222ZM55 87V86H54ZM127 87V86H126ZM124 86V88H126ZM149 87H148V90H149ZM175 87V86H174ZM216 87V86H215ZM257 87V86H256ZM258 87H259V84H258ZM89 88V87H87ZM91 88V87H90ZM102 91L103 92V90ZM109 88V89H110ZM114 88H117V87H114ZM122 88V87H121ZM132 88V87H131ZM144 88V86L142 87ZM154 88V87H153ZM152 88V89H153ZM179 88V86H178ZM185 88V89H186ZM189 88H191L189 86ZM194 88L196 89V87H193V90ZM198 88V87H197ZM210 88V87H209ZM213 88V87H211ZM225 88V87H224ZM68 89V90H69ZM95 89V88H94ZM106 89V88H105ZM108 89V87H107ZM137 89V90H138ZM163 89V88H161ZM184 89V88H183ZM192 89V88H191ZM220 89V87H219ZM218 89V90H219ZM67 90V91H68ZM69 90V91H70ZM84 92H83V91ZM87 90V89H86ZM129 90V89H128ZM132 90V89H131ZM142 90V89H141ZM144 93L146 95L147 91ZM209 90V89H208ZM207 90V91H208ZM55 91V90H54ZM100 91H97V92H100ZM105 91V90H104ZM153 91V90H152ZM159 91V90H158ZM157 91V92H158ZM176 91V90H175ZM191 91V90H190ZM196 91V90H195ZM90 92V90H89ZM113 92V91H112ZM122 94L120 93V95H123L125 97H122L124 100L126 99H130L132 100V102L134 101V104L136 103V107L134 106V108H127L124 110H128V111H125L126 114H128L129 118L132 119L131 122H133V124H137L139 121H142V117L143 115H145L148 120H144L143 121L144 125L146 123V121H149L150 120V124L151 122L153 123H157V125L159 124V126L155 127L154 130L152 131H146L147 133L145 135H150L152 134V136L156 135V136H159L160 139L163 138V139H170L171 137H174V129H175V125L174 128L171 127V126H168L165 122L168 120L169 121V124L171 123L170 120L172 121V116H170V112H171V107L169 108L168 107V103H165V101H169L168 99L164 100V104L162 102V104H159V102H155L154 101H160L156 98V100H154L153 98V95H147V96H141L138 92L136 91H132L130 94H128V91L124 89V91H121ZM150 92V90H149ZM148 92V93H149ZM172 92V91H171ZM197 92V91H196ZM201 92V91H200ZM206 91H204V94H205ZM219 92H221V89L219 90ZM224 92V91H223ZM222 92V93H223ZM82 95H81V94ZM88 93V91H87ZM141 93V92H140ZM153 93V92H152ZM150 92V94H152ZM156 93V91H155ZM160 93V92H159ZM193 93V92H191ZM102 94V93H101ZM107 94V93H106ZM111 94V93H110ZM162 93H160L161 95ZM170 94V93H169ZM179 94V93H177ZM187 94V92H186ZM185 96L187 97L188 95ZM198 94V93H197ZM86 94H84L85 96ZM105 95V94H104ZM109 95V94H108ZM112 95H115V94H112ZM165 94H163L162 96H164ZM176 95V94H175ZM180 95V94H179ZM182 95V94H181ZM195 95V94H194ZM202 95V94H201ZM206 95V94H205ZM203 95V97L205 96ZM225 95V94H224ZM45 96V95H44ZM99 96V95H98ZM102 96V95H101ZM174 96V95H173ZM177 96V95H176ZM175 96V97H176ZM200 97V95H198ZM222 96V95H221ZM91 97V94L90 96ZM94 97V96H93ZM108 98V96H106ZM110 97V96H109ZM169 97V96H168ZM178 97V96H177ZM202 97V98H203ZM86 98V97H85ZM83 98V99H85ZM92 98V97H91ZM105 98V97H104ZM115 98V97H114ZM161 98V97H160ZM182 98H183V95H182ZM191 98V97H190ZM189 98V99H190ZM227 98L229 99V102H230V98L227 96ZM232 98V96H231ZM111 99V98H110ZM121 99V97H120ZM164 99V98H163ZM171 99V98H169ZM185 99V97H184ZM183 99V100H184ZM188 99V100H189ZM209 99V98H208ZM215 99V98H214ZM224 99V97H223ZM235 97L232 98V101L236 102L235 100ZM237 99V98H236ZM45 100V99H44ZM56 100V98H55ZM59 101V99H57ZM82 100V99H81ZM89 100V99H88ZM95 100V99H94ZM107 100V99H106ZM123 100V101H124ZM180 100V99H179ZM178 100V101H179ZM186 100V99H185ZM192 100V98H191ZM195 100V99H194ZM207 100V99H206ZM220 100V98H219ZM226 100V98H225ZM67 101V100H66ZM92 101V100H91ZM111 101V100H110ZM109 101V102H110ZM119 101V100H118ZM121 101V100H120ZM175 101V100H174ZM173 101V102H174ZM193 101V100H192ZM199 100H197L198 102ZM60 102V101H59ZM68 102V101H67ZM94 102V101H93ZM125 102V101H124ZM124 102L121 103L123 106L124 105ZM188 102V101H187ZM196 102V101H194ZM203 102V100H202ZM207 102V101H205ZM210 102V101H209ZM233 102V103H234ZM66 103V102H64ZM70 103V102H69ZM68 103V104H69ZM72 103V102H71ZM90 103V102H89ZM115 103V101H114ZM126 103V102H125ZM128 103V102H127ZM159 104L160 107L157 108V113H156V110H155V104ZM177 103V102H175ZM180 103V102H178ZM184 102L180 103L178 105V107L180 106H183L185 103L183 104ZM208 103V102H207ZM232 103V102H231ZM230 103V104H231ZM75 103H72L70 104V106ZM113 104V103H112ZM116 104V103H115ZM183 104V105H182ZM189 104V103H188ZM187 104V109H189V105ZM198 104V103H196ZM195 104V105H196ZM217 104V103H215ZM229 104V105H230ZM238 104V102H237ZM80 106V104H78ZM77 105V106H78ZM86 105V104H85ZM92 105H95L92 104ZM202 103H200L199 106H201ZM207 105V104H206ZM209 105V104H208ZM222 105V104H221ZM115 106V105H114ZM157 106V105H156ZM185 106V105H184ZM215 106V105H214ZM63 107V106H62ZM65 107V106H64ZM74 107H76V105H74ZM88 107V106H87ZM91 107V106H90ZM95 107V106H94ZM99 107V106H97ZM126 107V106H124ZM195 107V106H194ZM198 107V105H197ZM202 107V106H201ZM207 107V106H206ZM206 107H205V110L202 111V112H206ZM77 108V107H76ZM102 108H105V107H102ZM119 108V107H118ZM123 108V107H122ZM214 108V107H213ZM216 108V107H215ZM214 108V109H215ZM73 109V107H72ZM85 109V108H84ZM179 109V108H178ZM181 109V108H180ZM186 108H183V112L185 110H187ZM194 109V108H193ZM203 109V108H202ZM76 110V109H75ZM123 111V109H121ZM187 110V111H188ZM196 110V109H195ZM200 110V109H199ZM208 110V108H207ZM174 111V110H173ZM177 112H179L178 110H176ZM175 111V112H176ZM93 112V110H92ZM124 113V112H123ZM65 114V113H64ZM88 114V113H87ZM92 114V113H91ZM94 114V113H93ZM96 114V113H95ZM101 114H102V111H101ZM125 114V113H124ZM175 114V113H174ZM54 115L57 116V114L54 112ZM61 115V114H60ZM83 115V114H81ZM81 115H78L76 114L75 116L72 115V116H68V118H64L65 119V122H61L60 121V118L62 119V117L60 118H57L59 122L54 121V125L55 127H53L55 129V131H57L59 133V135L63 137H65L69 142V146H71V144H73L74 142H79L81 144H83L84 146L88 147L90 149V147L92 145H96L97 148L94 150V152H92V158H96L98 155V152L101 150L103 151L104 150H109L108 152V157L110 156L112 159H114L115 162H117V165L116 166V178L118 180V182L115 183V186L117 187L116 188V193H118V195L120 194V196L114 194L112 196H116L117 199H126L128 198L129 194L131 193V191L135 192L134 189L136 190L138 187H139V184L141 181H144V180H148L147 178L148 177V174H150V178L153 179V175L152 174H155V172L153 173V168L154 166L150 164H146L149 162V159H146L145 157V154H144V158L143 156H140V152H138L135 148H139L141 149L142 146H140L139 144L133 142L134 140H131L129 141L127 138V142H130L131 143V146H130V149L128 147V150H127V154L125 155L123 153V151L125 150L122 146V148H119V146H114V144H112V142L115 143V141H118L120 140V138L118 139L115 138V130H112L110 129L111 132H108V131H101V130H93V125L92 124H101L102 122L100 121V119L102 118H98V119H92L90 120V117L87 115L86 116H81ZM103 115V114H102ZM155 115H158V117H156ZM184 116H186V122L188 124V126L190 128H192L191 126H195V124L193 123V117L192 116H189L188 114H185L183 113ZM182 115V117H183ZM189 117H188V116ZM242 115V114H241ZM242 115V116H243ZM62 116V115H61ZM104 116V115H103ZM177 116H181V115H177ZM124 117H127V116H124ZM181 117V118H182ZM47 117L45 115L42 116V120H45ZM171 118V119H170ZM56 119V120H57ZM126 119V118H125ZM184 119V118H182ZM177 120V119H175ZM184 120V121H185ZM200 120V121H201ZM52 121V122H53ZM106 121V120H104ZM127 121V120H126ZM182 121V120H181ZM195 121V119H194ZM198 121V120H197ZM199 121V122H200ZM42 122V121H41ZM130 122V121H129ZM130 122V123H131ZM173 122V121H172ZM198 122V123H199ZM83 123V124H82ZM84 123L87 125L85 128H82V125H84ZM153 123H152V126H153ZM168 123V122H167ZM180 123V122H179ZM197 123V124H198ZM82 124V125H81ZM103 124V123H102ZM121 124V123H120ZM132 124V125H133ZM142 124V122H141ZM190 124V125H189ZM45 125V124H44ZM43 125V126H44ZM124 125V124H123ZM138 125V124H137ZM183 125V124H182ZM203 125V126H201ZM186 126V125H185ZM131 127V126H130ZM134 127H137V126H134ZM140 127V126H139ZM179 127V126H178ZM187 127V126H186ZM205 127V129L203 128ZM210 127V128H208ZM242 127V126H241ZM99 128V127H97ZM101 128V127H100ZM103 128V127H102ZM116 128V127H115ZM124 128V127H123ZM132 128V127H131ZM138 128V127H137ZM149 128V127H148ZM153 128V127H152ZM183 128V126H182ZM140 129V128H139ZM143 129V127H142ZM243 129V128H242ZM130 130V129H129ZM238 130V129H237ZM132 131V130H130ZM177 131H178V128H177ZM181 131V129L179 130ZM183 131V130H182ZM245 131V132H246ZM138 135H140V132L141 131H135ZM186 132V130L184 131ZM244 132V133H245ZM125 133V132H124ZM134 133V132H133ZM134 133V134H136ZM183 133V132H181ZM213 133V132H212ZM252 133V134H251ZM56 134V133H55ZM239 134V133H238ZM243 134V133H241ZM127 135V134H126ZM178 134H176L177 136ZM183 135V134H182ZM182 135H178L179 138L180 137H184ZM189 135V133H188ZM57 136V134H56ZM123 136V134H122ZM151 136V135H150ZM132 137V136H131ZM130 137V139H131ZM135 137V136H134ZM133 137V138H134ZM242 137V136H241ZM250 137V136H249ZM60 138V136L58 137ZM125 138V137H124ZM147 137H145L146 139ZM158 138V137H157ZM185 138H187V134H185ZM61 139V138H60ZM66 139H62L63 141H66ZM123 139V138H122ZM136 139V138H135ZM177 139V138H175ZM184 139V138H183ZM188 139V138H187ZM57 140V139H56ZM61 140V142H62ZM148 140V138H147ZM150 140V139H149ZM155 140V139H154ZM154 140H150V141H154ZM199 140V141H200ZM204 142L205 140L206 141H210L208 139H203ZM244 140V139H243ZM60 141V140H59ZM105 141H107L106 145H105ZM121 141V140H120ZM124 141V140H123ZM157 141V140H156ZM185 141H187L185 139ZM198 141V142H199ZM217 142V141H220L221 142V145L217 142L216 144L213 145V143ZM253 141V140H252ZM67 142L63 143L62 145H66L67 146ZM171 142V141H170ZM184 141H182L183 143ZM254 142V141H253ZM56 143V142H55ZM60 143V142H59ZM118 143V142H117ZM123 143V142H121ZM155 143V142H153ZM157 144H160V142L158 143V141L156 142ZM167 143V142H166ZM201 143V142H200ZM209 143V142H208ZM190 144V145H191ZM199 144V143H198ZM256 144V145H257ZM77 145V143H76ZM75 145V146H76ZM113 145V146H112ZM167 145V144H166ZM170 145V144H169ZM186 145V144H185ZM193 145V146H194ZM220 145V146H219ZM239 145V144H237ZM75 146H73L75 148ZM80 146V144H79ZM158 146V145H157ZM160 146H164V145H160ZM210 146V145H209ZM78 147V145L76 146ZM103 147V149H101ZM178 147V146H177ZM196 147V146H195ZM198 147V146H197ZM261 147V146H260ZM264 147V146H262ZM60 148V147H59ZM57 148V149H59ZM62 148V147H61ZM60 148V149H61ZM64 148V147H63ZM69 148V147H68ZM81 148V147H80ZM83 148V147H82ZM85 148V147H84ZM127 148V147H125ZM164 148V147H163ZM166 148V147H165ZM164 148V149H165ZM172 149V147H170ZM191 148V147H189ZM238 148V147H237ZM259 148V147H257ZM93 149V148H92ZM138 149V150H139ZM144 149V148H143ZM167 150L169 149L166 148ZM179 149V147H178ZM181 149V153H183V150H182V147H180ZM186 149V148H185ZM188 149V147H187ZM186 149V150H187ZM235 149V148H234ZM245 147L244 146H241L239 147V150H244ZM261 151H262V148H260ZM63 150H66V149H63ZM146 150V149H144ZM264 150V149H263ZM89 151V150H87ZM92 151V150H91ZM100 151V152H101ZM137 151V152H136ZM140 151V150H139ZM142 151V149H141ZM170 153V149L168 150ZM191 151V150H190ZM192 151H195V149H193ZM241 151V152H242ZM260 150L258 149V152ZM260 151V152H261ZM142 152H145V151H142ZM172 152H177L176 150L173 149ZM197 153V151H195ZM239 152V153H238ZM237 153L240 154V156L237 154L238 157H241V152L238 151ZM259 152V155H261V157L264 158V152L260 154ZM79 153V152H78ZM91 153V152H90ZM107 153V151H106ZM150 152H148L147 154L149 155ZM168 153V152H167ZM179 153V154H181ZM59 154V153H58ZM142 154V153H141ZM152 154V153H151ZM178 154V152H177ZM191 154V153H190ZM67 155V154H66ZM143 155V154H142ZM153 155V154H152ZM168 155V154H167ZM172 155V153H171ZM183 155V154H181ZM185 155V154H184ZM188 156L187 157H184L182 156L180 158V166L182 171L185 167V162L183 161V157L184 159H188L189 158V154H187ZM194 155V154H193ZM258 155V154H257ZM258 155V156H259ZM69 156V155H68ZM67 156V157H68ZM174 156V155H173ZM197 156V155H196ZM243 156V155H242ZM257 156V157H258ZM107 157V158H108ZM155 157V156H153ZM250 157V156H249ZM260 157V156H259ZM32 158V157H31ZM58 158V157H57ZM80 158V157H79ZM91 159H89V162H91ZM101 158V157H100ZM106 158V157H105ZM106 158V159H107ZM110 158V159H111ZM168 158V157H167ZM179 158V156H178ZM190 158H193L194 157L190 156ZM189 158V159H190ZM197 158V157H196ZM195 158V159H196ZM35 161H36V156H35ZM78 159V158H77ZM154 159V158H153ZM153 159H150V160H153ZM191 159V160H193ZM239 159V158H238ZM241 159V158H240ZM250 159V158H249ZM253 159V158H252ZM31 160V159H30ZM39 160L37 163H39L37 165V172L38 175L40 176V182L38 184L39 186V200H40V210H39V224H38V232H39V238H38V245H37V257H38V262L39 264H133L131 260V258L129 257V251H128V248L127 246L125 245H122L121 242V239L123 240V238L120 239L119 241V238L118 235H119V222L120 220L118 219V215L117 213H115L114 211V205H109L111 202H109V206L111 207L112 211H114V214H112L111 216H108L105 212V210L103 211H100L98 208V214H89V213H86V211L84 212H79V208L81 206H84V207H88L89 208V204L91 200H87L89 197V193L87 191H85L84 188V185L85 183L87 182V178H89V173L88 174H83V170L78 164H75L73 161H74V158L73 157H69V158H66V159H62L60 158V160L56 159L55 158H43L40 156V158L38 157ZM95 160V159H94ZM99 160V159H98ZM104 160V159H103ZM156 161V157L154 159ZM189 160V161H191ZM244 160V159H243ZM247 160V159H246ZM255 160V159H254ZM79 161V160H77ZM76 161V162H77ZM102 161V160H101ZM106 161V160H105ZM108 161V160H107ZM110 161V160H109ZM108 161V162H109ZM112 161V162H114ZM161 161V160H160ZM174 161V160H173ZM183 161V162H182ZM186 161V160H185ZM197 161V160H196ZM191 161V162H195V165L196 163H198V167L202 164H204L203 162L201 163L200 161ZM252 161V160H251ZM34 162V161H33ZM81 162V160L79 161ZM88 162V164H89ZM106 162V163H108ZM111 162V164H112ZM182 162V163H181ZM188 162V161H187ZM225 162V161H224ZM243 162V161H241ZM32 163V161H31ZM35 163V162H34ZM78 163V162H77ZM93 163V161H92ZM91 163V164H92ZM97 163V161L95 162ZM93 163V165L95 164ZM248 163V162H247ZM252 163V162H251ZM87 164V163H86ZM189 164V163H188ZM235 164V163H234ZM233 164V166H234ZM238 164V163H237ZM246 164V163H245ZM32 165V164H31ZM90 165V164H89ZM92 165V166H93ZM114 165V163L112 164ZM135 165L139 166V169L138 171H134V167ZM220 165V164H219ZM35 166V164H34ZM88 166V165H87ZM204 166V165H202ZM239 166V165H238ZM242 166H244L242 164ZM247 166V165H246ZM195 167V166H194ZM220 167V166H218ZM190 168V167H189ZM193 168V167H191ZM201 168V167H199ZM235 168V167H234ZM89 169V168H88ZM204 169V168H203ZM20 170V169H19ZM34 170V169H33ZM193 170V169H192ZM205 170V169H204ZM221 170V169H220ZM15 171V170H14ZM13 171V172H14ZM85 171V170H84ZM87 171V170H86ZM163 171V170H162ZM165 171V170H164ZM175 171V170H174ZM178 171V169H177ZM196 171V170H194ZM13 172H9L10 175L11 173ZM17 173V169L15 171ZM89 172V171H87ZM193 172V171H192ZM131 173H133L135 175L136 178H133L132 182V189L128 190L126 185L124 184V182L127 181V179H129V175H131ZM169 173V172H168ZM167 173V174H168ZM29 174V173H28ZM112 174V173H111ZM163 174V173H162ZM175 174H178L179 175V172H175ZM190 174V173H189ZM194 174V173H193ZM196 174V173H195ZM198 174V173H197ZM9 174L7 173V175H4L5 178L6 176H8ZM12 175H15L14 173ZM22 175V174H21ZM27 175V174H26ZM30 175V174H29ZM180 175H181V172H180ZM184 176L183 177H186L185 174H183ZM3 176V175H2ZM115 176V175H114ZM164 176H166L164 174ZM171 176V175H170ZM173 176V175H172ZM191 177H188L191 182V180L193 179L194 181L196 182H199L201 180L197 179L196 175H190ZM214 176V175H212ZM222 176V175H221ZM220 176V177H221ZM14 177V176H12ZM17 177V175H16ZM31 177V176H29ZM102 177V176H101ZM112 177V176H111ZM159 177V175H158ZM182 177V176H181ZM206 177V176H205ZM217 177V176H216ZM109 178V177H108ZM131 178V177H130ZM175 178V177H174ZM173 177H168L167 181L165 183H162L160 182L161 178L157 179L159 182H157L156 185V188L159 190L160 188H162L163 190H166L168 192L167 189L170 190V188L172 189H175L173 187H177L175 190L177 191H180V186L179 184H176V181L174 180ZM186 178V180L188 179ZM203 178V177H202ZM3 179V177H2ZM16 179V178H15ZM106 179V178H105ZM114 179V178H113ZM181 179V178H180ZM208 179V178H207ZM18 180V179H17ZM32 180V179H31ZM94 180V179H93ZM219 180V179H218ZM131 181V180H130ZM139 181V182H138ZM175 181V184H173V182ZM180 182H185V181H182L179 180ZM89 182V180H88ZM179 182V183H180ZM95 183V182H94ZM102 183V182H101ZM146 183V182H145ZM143 183V184H145ZM150 183V182H149ZM177 183H178V180H177ZM97 184V183H96ZM109 184V183H108ZM163 184V185H162ZM191 184V183H190ZM193 184V183H192ZM197 185V184H196ZM195 185V187H196ZM17 186V185H16ZM90 186V185H89ZM93 187V185H91ZM95 186V184H94ZM184 186V185H183ZM194 186V185H193ZM198 186V185H197ZM97 187V186H95ZM110 187V186H108ZM144 187V186H143ZM185 187V186H184ZM194 187V189H195ZM199 187V186H198ZM100 188V187H99ZM129 188V187H128ZM189 188H192V187H189ZM105 189V188H104ZM122 189V191H121ZM142 189V188H141ZM140 189V190H141ZM145 189V188H144ZM143 189V190H144ZM199 189H202L199 188ZM199 189L197 188V192L199 191ZM98 190V189H97ZM110 190V189H109ZM128 190V191H127ZM146 190V189H145ZM154 190H156L154 188ZM184 190V189H183ZM181 190V191H183ZM205 190V189H204ZM96 191V189H95ZM94 191V192H95ZM108 191V190H107ZM111 191V190H110ZM142 191V190H141ZM192 191V190H191ZM97 192V191H96ZM102 192V191H101ZM137 192V191H136ZM164 192V191H163ZM170 192V191H169ZM173 192V191H172ZM185 192L186 194H188V192L186 191H183ZM201 192V191H200ZM204 192V191H203ZM107 193V192H106ZM109 193V191H108ZM143 193V192H142ZM146 193V191H145ZM158 193V192H157ZM171 193V192H170ZM190 193V192H189ZM202 193V192H201ZM113 194V193H112ZM134 194V193H132ZM131 194V195H132ZM169 194V193H168ZM168 194L166 196H168ZM174 194V193H173ZM172 194V196H173ZM193 194V193H191ZM203 194V193H202ZM93 195V194H92ZM101 195V194H100ZM105 195V193H104ZM135 195V194H134ZM156 195V194H155ZM178 195H181V194H178ZM197 194L195 193V196ZM94 196V195H93ZM97 196V195H96ZM95 196V197H96ZM140 196H143V195H140ZM154 196V195H153ZM159 196V195H157ZM177 196V194H176ZM194 196V195H192ZM198 196V195H197ZM218 196V195H217ZM220 196V195H219ZM100 197V196H99ZM138 197V196H137ZM150 197V196H149ZM175 196H173L174 198ZM178 197V196H177ZM200 197V196H199ZM221 197V196H220ZM234 197V196H233ZM115 198V199H116ZM133 198V197H131ZM140 198V197H139ZM161 198V197H160ZM167 198V197H165ZM171 198V196L169 197ZM179 198V197H178ZM182 198V197H180ZM187 198V197H186ZM196 198V197H195ZM216 198V197H214ZM104 198H102L103 200ZM107 199V198H105ZM104 199V200H105ZM116 199V200H117ZM159 199V198H158ZM172 199V198H171ZM176 199V198H175ZM174 199V200H175ZM183 199V198H182ZM190 199V198H189ZM203 199V198H202ZM208 199V198H207ZM38 200V201H39ZM109 200V199H108ZM113 200V198H112ZM136 200V199H135ZM152 200V199H151ZM172 200L173 202L171 204L175 205V202H177L178 200L174 201ZM180 200V199H179ZM185 200V199H184ZM187 200V199H186ZM216 200V199H215ZM93 201V200H92ZM97 201V200H96ZM121 201V200H120ZM124 201V200H123ZM128 201V200H127ZM132 201L134 202V200L132 199ZM138 201V200H137ZM146 201V200H145ZM167 201V200H166ZM192 201V199H191ZM195 201V199H194ZM219 201V199H218ZM94 202V201H93ZM92 202V203H93ZM107 202V203H108ZM148 202V201H147ZM203 202V201H202ZM220 202V201H219ZM223 202V201H222ZM100 203V202H99ZM98 203V204H99ZM103 203V202H102ZM106 203V204H107ZM120 203V202H119ZM126 203V202H125ZM130 203V202H129ZM132 203V202H131ZM130 203V204H131ZM140 203V201L138 202ZM142 203V201H141ZM185 203V202H184ZM205 203V202H204ZM94 204V203H93ZM92 204V205H93ZM111 204H115V203H111ZM118 204V203H117ZM123 204V203H122ZM136 204V203H135ZM143 204V203H142ZM177 204V203H176ZM192 204V203H191ZM194 204V203H193ZM208 204V203H207ZM221 204V202H220ZM219 204V206H220ZM226 204V203H225ZM97 205V204H96ZM103 205V204H101ZM126 205V204H124ZM123 205V206H124ZM138 205V204H137ZM198 204H196V207H197ZM200 205L201 203H199V208H200ZM206 205V203H205ZM99 206V205H98ZM121 206V204L119 205V207ZM130 206V205H128ZM176 206V205H175ZM191 206V205H189ZM227 206V204H226ZM83 207V208H84ZM91 207V206H90ZM106 207V205L104 206ZM108 207V208H110ZM139 207V206H138ZM196 207L195 208H188L190 210V212L196 214ZM82 208V207H81ZM94 208V207H93ZM101 208V207H100ZM118 208V207H116ZM128 208V207H127ZM130 208V207H129ZM129 208L127 210H129ZM175 208V207H174ZM209 208V206H208ZM226 208V207H225ZM224 208V209H225ZM87 209V208H86ZM90 209V208H89ZM89 209L87 211H89ZM120 209V208H119ZM124 209V208H123ZM123 209H120V211L122 212ZM132 209V206L131 208ZM205 209V208H204ZM203 209V210H204ZM102 210V209H101ZM125 210V209H124ZM126 210V212H127ZM207 210V209H206ZM210 210V209H209ZM96 211V210H94ZM111 211V210H110ZM111 211V213H113ZM135 211V209H134ZM174 211V210H173ZM213 211V210H211ZM210 211V212H211ZM199 210H198V214H199ZM209 212V211H208ZM207 212V213H208ZM110 213V214H111ZM189 213V212H188ZM202 213V212H201ZM109 214V215H110ZM123 214V213H122ZM129 214V213H128ZM190 214V213H189ZM206 214V213H205ZM124 215H127V214H124ZM174 215V214H173ZM197 215V214H196ZM203 215V214H202ZM201 215V216H202ZM129 216V215H128ZM153 216V215H152ZM193 216V215H192ZM199 216V215H198ZM190 216H188V219H189ZM195 217V216H194ZM203 217V216H202ZM205 217V216H204ZM203 217V218H204ZM209 217V216H208ZM207 217V218H208ZM38 218V216H37ZM173 218V217H172ZM192 218V217H191ZM202 218V219H203ZM126 219V216L124 217H121V221L123 222H126L124 221ZM128 219V218H127ZM130 219V218H129ZM184 219V218H183ZM196 218H194L193 220L190 219V221L188 222L189 223V226H181V228L179 229V232L176 233L177 235V238L174 239V241L171 239V236L174 234H172L171 236L164 230L161 229L160 225H157L155 227L151 226V222L149 219H143L142 222H143V235L145 237V245L147 246V244L154 250L155 252V256H157V264H176L174 263L173 261H170V257L168 256V251H166L165 248H163L162 245H160V242H163L165 244H171L172 243H176L174 245L176 246H181L183 249H189L190 250V254H193L191 252H193V248L191 245H194L196 244V242H200V240L198 239L199 237L197 232L199 231L197 229V225H198V220H195ZM246 219V218H245ZM131 220V219H130ZM248 220V219H247ZM115 223L114 225V228L112 229V232L107 235L108 233H105V236L102 235V237L100 236V234L104 233L103 232V229L102 228H97L98 226L97 223L99 222H102V223H109L112 222ZM187 221V220H186ZM209 221V220H208ZM207 220H205V223H204V226L201 228V231L203 232V237L205 238V242L207 243V245L210 243V236L211 234H213L212 232V228H211V224L208 223ZM238 221V219H237ZM185 222V221H184ZM214 222V221H213ZM122 224V223H121ZM161 224V223H160ZM126 225V224H124ZM122 225V226H124ZM203 225V224H202ZM96 226V228H94ZM109 226V225H108ZM116 226V227H115ZM177 226V225H176ZM241 226V225H240ZM111 227V226H110ZM142 229V228H141ZM225 229V228H224ZM233 229V228H232ZM238 230V229H237ZM95 231H97V233H95ZM107 231V229L105 230ZM124 231V230H123ZM132 233V232H131ZM217 233V232H216ZM141 234V235H142ZM200 234V232H199ZM228 234V233H227ZM121 235V234H120ZM119 235V236H120ZM124 235V234H123ZM231 235V234H230ZM175 236V234H174ZM226 236V235H225ZM224 236V237H225ZM234 238V237H233ZM110 240V241H109ZM226 240V239H225ZM144 241V242H145ZM213 241V240H212ZM124 242V241H122ZM125 243V242H124ZM204 243V242H203ZM134 245V244H133ZM198 245V244H197ZM211 245V244H210ZM238 245V244H237ZM131 247V246H130ZM166 247V245H165ZM242 247V246H241ZM147 248V247H146ZM149 248V247H148ZM151 248H149L150 250H152ZM131 249V248H130ZM182 250V249H181ZM223 250V249H222ZM230 250V249H228ZM187 251V250H186ZM141 252V251H140ZM144 251H142L143 253ZM153 252V251H152ZM171 252V251H170ZM225 252H227L225 250ZM151 253V252H150ZM168 253V254H167ZM180 253V252H179ZM182 253V252H181ZM185 253V251L183 252V254ZM196 253V252H194ZM205 253V252H204ZM134 254V253H133ZM199 254V253H197ZM197 254H195L194 256L197 257ZM131 255V254H130ZM172 255V254H171ZM180 255V254H179ZM211 255V254H210ZM208 256L204 257V259L202 261H196L197 264H208L209 262H211V259L210 257L212 256ZM134 256V255H133ZM132 256V257H133ZM201 256H204L203 254ZM154 257V256H153ZM199 257V256H198ZM151 258V257H150ZM155 258V257H154ZM155 258V259H156ZM173 257H171L172 259ZM202 258V257H200ZM192 259V257H191ZM195 259V257H194ZM149 260V259H148ZM136 261V260H135ZM145 261V260H144ZM193 262V261H192ZM136 263V262H135ZM264 263V219L263 221L259 224V228L257 229V233H256V236H252L250 238H248L245 246H243L242 248H239L237 250V252L235 253L234 257L231 258V259H227V263L226 264H262ZM182 264V263H181Z\"/></svg>",
	"mask_w": 264,
	"mask_h": 264
}]
</instances>
